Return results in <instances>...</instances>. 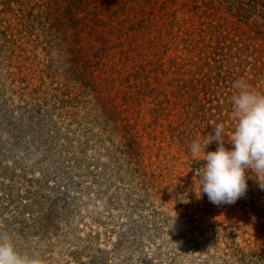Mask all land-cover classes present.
I'll return each mask as SVG.
<instances>
[{"label":"rangeland","instance_id":"374dc122","mask_svg":"<svg viewBox=\"0 0 264 264\" xmlns=\"http://www.w3.org/2000/svg\"><path fill=\"white\" fill-rule=\"evenodd\" d=\"M241 79L264 94V0H0V235L32 264H264L254 174L213 204L189 151L221 123L232 149Z\"/></svg>","mask_w":264,"mask_h":264},{"label":"clouds","instance_id":"9594fccd","mask_svg":"<svg viewBox=\"0 0 264 264\" xmlns=\"http://www.w3.org/2000/svg\"><path fill=\"white\" fill-rule=\"evenodd\" d=\"M236 94L232 97V119L236 122L231 137V150L224 145V125L213 127V134L202 142L193 141L189 151L194 158L203 156L206 162L195 170L199 177L201 192L213 204H232L242 198L248 189L246 171H251L264 190V94L251 90L243 80L233 84ZM213 142L216 151L206 152ZM0 264H32L21 257L10 238L0 235Z\"/></svg>","mask_w":264,"mask_h":264}]
</instances>
